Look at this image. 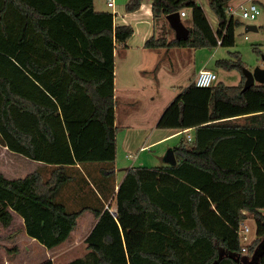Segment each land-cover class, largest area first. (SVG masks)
Instances as JSON below:
<instances>
[{
    "label": "trees",
    "instance_id": "obj_1",
    "mask_svg": "<svg viewBox=\"0 0 264 264\" xmlns=\"http://www.w3.org/2000/svg\"><path fill=\"white\" fill-rule=\"evenodd\" d=\"M143 1L130 0L125 11ZM149 1L155 25L185 11L190 26L187 39L153 35L144 48L235 46L243 23L227 13L232 0H208L216 30L197 0ZM133 32L95 11L93 0H0V130L23 157L50 167L47 178L0 172V223L7 227L14 211L26 235L52 249L92 212L87 252L65 264H264V84L243 90L238 52L215 61L240 73L236 85L197 87L192 76L158 118V129L192 131L172 146L176 164L132 166L117 188L109 183L117 149L113 50ZM17 73L36 93L16 87ZM84 163H97L104 176L92 182L100 205L68 210L57 196L76 180L72 166ZM111 196L115 215L104 207ZM249 216L255 237L242 245L237 231Z\"/></svg>",
    "mask_w": 264,
    "mask_h": 264
},
{
    "label": "rangeland",
    "instance_id": "obj_2",
    "mask_svg": "<svg viewBox=\"0 0 264 264\" xmlns=\"http://www.w3.org/2000/svg\"><path fill=\"white\" fill-rule=\"evenodd\" d=\"M106 1L107 0H93L95 10L101 12L108 11L114 14H116L117 12V22H122L123 20H130L133 29H135L136 31V39H138L140 31H142L143 29H150L153 31L152 24L148 20H143L142 22L136 21L132 20L131 16L126 17L128 19H126L125 17V19L120 18L122 17L121 15H123L122 13H127L125 11V5L129 2V0H113V8L107 7ZM201 2L204 4L205 11L212 25L214 26L216 24V20L213 12L210 10L206 0H201ZM262 3L264 4V0H262ZM260 8V15L253 21L243 20L239 18L243 24L237 27L235 30L234 47L226 48L219 46L211 49L202 48L197 50V55L199 56L198 58L202 56H207V52L204 51H209L210 53L211 51L214 52L213 57H209L210 59L205 58V60L208 59L206 68L216 73V82L222 81L227 85H236L240 80V73L237 70L227 71L215 67L216 60L230 58L228 53L229 51L239 53L240 60L245 65L244 69L253 71L256 67L262 66V55L264 54V10L261 6ZM235 17L238 18V16ZM160 23V21L156 22V29L160 28ZM183 24L186 27L190 26V18L187 17L183 19ZM247 24L256 25L258 30L246 32L245 25ZM164 35L165 31L163 32V36ZM245 35L247 36V39H245ZM168 37H170V35H168ZM253 47H256L259 53L255 52L253 50ZM183 51H185L186 53L184 54V52H182L183 55L180 56H177V52L172 53L171 56L175 55L176 53V56H174L175 61L172 60V62H170L167 59L159 61L158 59L154 63L155 65L159 64L160 66L159 75L157 77L159 82H155V86L153 85L152 87L154 93L147 92L144 93V97H142L141 95V98L140 96H138V99H134V101H126V103H128L126 106L125 104H123L122 106V101L120 98H118V126L116 129V137L118 142V146L116 149V165L118 170L116 171V175L108 179L111 185L113 182L119 183L121 181L124 172L126 171V168H129V166H143L148 168L161 166V164H163L162 159L165 152L169 148H172V146H175L176 143L182 137L178 135L170 136L167 139L154 143L152 146H149L148 148L144 149V151L135 150L132 151L131 154L125 153L124 148L122 146L126 130L124 128L128 125L129 127H131V131L132 133H134V135H136L135 131L139 130V136H136L140 137V139H142L143 141H146L147 137H150V141L153 142L157 139L159 134L161 135L164 133L156 132L160 131L158 130V128H156L155 124L159 116L158 114L164 104L170 102V100L174 98L180 88H184L189 84L190 76L193 72L192 67L188 64V60L186 59L189 57L187 53L190 50ZM151 53V59H148V62L146 64H151L152 66L153 56L157 54H155L156 52H154V50L151 51ZM133 62L138 61L134 60ZM3 63L6 62L3 61ZM135 64L136 63H133L132 65ZM170 66H172V68ZM131 69L134 70L135 67H132ZM151 71L152 68H150V70L148 69V73H150ZM124 72L122 73L123 77H125ZM22 77L23 75L21 76L18 73L16 74L14 81L16 87L21 86L24 92L30 91L32 93H36L37 90H35V87L28 80H24V77ZM129 79V77L124 78V81ZM170 84L175 85L174 89L169 87ZM141 124L144 126L143 129L146 128V131H140V129H138L142 127ZM35 129L33 130L34 132ZM48 152L50 153L53 162L51 165H54L56 162V155L52 154L51 151ZM45 155L50 156L49 154ZM44 163V161L38 162L23 157L20 153H18L16 146L12 144L11 141H9V139L4 136V134L0 130V172H2L7 178L12 179L17 177H23L27 173L36 170H39L43 174L44 178H47L50 167L45 166ZM91 179L92 180H90V182L93 185L92 182L95 183V180H93V178ZM67 186L68 185H66L60 192V194L57 196V200L63 202L67 206L68 210H77L85 206L84 202L92 206L100 205L97 200H95V196L92 191H90L89 186L86 185V193L83 194V198L86 199L89 197L90 201L88 199L87 201H85V199L83 200L78 197L73 200L74 193L71 188H68ZM62 193L65 197V201L68 204L70 203L71 205H68L61 199ZM104 207L109 208L110 211H114L116 209L115 197L112 196V198L105 203ZM93 219L94 218L92 212L89 211L84 213L77 220V227L71 232V237L69 238V240L52 249L44 247L38 241L29 236L26 237L23 234V228L18 220V217L13 220L10 226L4 227L0 223V259H2L3 261L5 260L6 264H65L76 258H80L84 256V254L87 252L84 240L91 228ZM242 225L246 226L249 229L248 237L252 241L255 237V223L253 218L249 216L245 221L242 222Z\"/></svg>",
    "mask_w": 264,
    "mask_h": 264
},
{
    "label": "crops",
    "instance_id": "obj_3",
    "mask_svg": "<svg viewBox=\"0 0 264 264\" xmlns=\"http://www.w3.org/2000/svg\"><path fill=\"white\" fill-rule=\"evenodd\" d=\"M108 1V0H107ZM107 1H106V5H107ZM130 1V0H129ZM198 3L200 4V6L202 7V9L204 10V13L207 17V20L209 22V24L211 25V27L213 28V30H216L217 28V19L215 17L216 20V24L213 26L206 11L204 8V4L201 2V0H197ZM207 4H208V0ZM251 1H256V0H232L230 2V5L232 6H236L240 3H248ZM260 1L262 3V0H257ZM108 7V6H107ZM95 9V8H94ZM96 11V10H95ZM97 12H101L98 11ZM103 12V11H102ZM187 15L185 17H181V21L183 23V19L189 17L188 12H186ZM123 15H121L122 17H120L121 19H125L128 16H131L132 20H136V21H143V20H148L150 21V23L152 24L153 27V31L152 30H142L140 31V35L138 36V39H136V31L135 29H133V35L132 37L125 43V44H121V45H116L114 47L113 50V57H114V70H113V74H114V79H113V94H114V102H115V107H114V126L117 128L118 126V119H117V110H118V98L121 99L122 101V106L123 104H125V106L128 104L126 103V101H134V99H138V96L141 95L142 97L145 96L144 93H154L153 90V85L155 86V82H159V80L157 79L158 75H159V70H160V66L159 64H154L158 59L160 60H164L167 59L170 62L175 61V55L171 56L173 52H177V56L183 55L182 52H184V54L186 53L183 50H190L187 54H188V58H186L188 60V64L192 67L193 72L191 73L190 78L193 76L195 77L196 74L198 73V71L200 70H210L206 68L207 65V60L210 59L211 57H213L214 52L211 51V53L209 51H204L207 52V56H202L200 58H198L199 56L197 55V50L194 49H184V48H170V49H166V48H160L157 50H154V52H156L155 56H153V63L152 66L147 65L146 63L148 62V59H151V51L153 50H148L146 48H144L145 42L152 37L153 35L155 36H163V32L165 31V33L167 35H170L169 39L171 38H175L174 36V32L173 30L170 28L169 24L167 21H164L163 19L159 20L160 23V28L156 29V25L154 23V20L152 18V14H151V4L149 0H144L140 6V8L138 10H136L135 12L132 13H122ZM127 15V16H126ZM117 12L116 14L113 16V24L114 25H129L132 27V24L130 22V20H123L122 22H117ZM125 17V18H124ZM190 18V17H189ZM128 19V18H126ZM133 28V27H132ZM155 28V29H154ZM258 29V28H257ZM246 31V29H245ZM245 39H247V36L245 35ZM192 50V51H191ZM192 52V53H191ZM210 57V58H209ZM205 58H208L207 60H205ZM177 59V57H176ZM134 60L138 61V62H133ZM204 61V62H203ZM133 63H136L135 65H132ZM132 65V66H131ZM155 65V67H154ZM125 66V67H124ZM132 67H135V69H131ZM172 68V66H170ZM150 68H152V71L150 73H148V69L150 70ZM125 77H123V72ZM171 71V70H170ZM212 71V70H210ZM152 80H151V77ZM130 78L129 80H125L124 78ZM149 77V78H147ZM159 86V84H158ZM157 86V87H158ZM173 84H170L169 87L174 89ZM181 90V88H180ZM177 91V94L180 92ZM177 94L174 96V98L177 96ZM147 95V94H146ZM173 98V99H174ZM172 99V100H173ZM170 100V102L172 101ZM170 102H167V104L165 103L164 106L161 108L160 112H159V116L162 114V112L164 111V109L168 106V104ZM133 104V103H132ZM157 118V120H158ZM157 120L155 122V124L157 123ZM142 125V124H141ZM144 126L142 125L140 129V131L145 130L146 128L143 129ZM125 135H124V140L122 143V146L124 148V152L125 153H129L131 154L132 151H139V150H143L148 148L149 146H152L154 143H157L159 141H162L164 139H167L170 136H174V135H178V136H182L185 137L187 135H191L192 131L190 129L188 130H175V129H158L160 131H156V132H164L163 134H159V136L157 137V139L153 142L150 141V137H147L146 141H143L142 139H140V137L138 134V131H135L136 135H134V133H132L131 131V127L125 126ZM157 130V129H156ZM156 134V133H154ZM139 138V139H137ZM118 144L117 142V137H116V145ZM118 146V145H117ZM128 156V155H127ZM130 156V155H129ZM116 161L117 158L115 160V165H114V175H116V171L117 169V165H116ZM163 161V159H162ZM36 163V162H35ZM38 164V163H37ZM167 165L164 161L163 164H161V166ZM161 166H157V167H161ZM72 172L75 176L74 181L70 182L68 184V188H71V190L73 191V200H75L77 197L81 198V199H85L83 198V194L86 193L85 188L86 185L89 186L90 191H92V193L95 196V200H97V196H99V193L94 189L95 187L90 183L87 184L86 182H84V179H89V177L91 176L94 180L97 181H104V176L103 174H101L99 167H97V163H84V164H75L74 166H72ZM130 167V166H129ZM132 167V166H131ZM128 168H126L127 170ZM126 172V171H125ZM124 172V175H125ZM123 175V176H124ZM77 181H83L81 185L77 184ZM89 181V180H88ZM116 188L118 183H116ZM74 186V187H73ZM73 187V188H72ZM101 187V186H100ZM63 190V189H62ZM64 193V191H63ZM63 193L61 194V199L65 201V197L63 196ZM60 194V193H59ZM63 197V198H62ZM112 198V196H111ZM109 198V200L111 199ZM87 199L90 201L89 197L85 199V201H87ZM98 202V201H97ZM67 203V202H66ZM68 204V203H67ZM85 205H89L88 203L84 202ZM68 205H71L70 203ZM89 212V211H87ZM86 213V212H85ZM12 214V222L15 218L18 217L19 222L21 223V226L23 228V234L27 237L25 231H24V223H23V219L16 214L14 211H11ZM94 218V217H93ZM12 222L8 225L10 226L12 224ZM95 223V219H93V222L91 224V228L93 226V224ZM1 225V224H0ZM90 228V229H91ZM90 231V230H89ZM0 264H6L5 260L3 261L2 259H0Z\"/></svg>",
    "mask_w": 264,
    "mask_h": 264
},
{
    "label": "built area",
    "instance_id": "obj_4",
    "mask_svg": "<svg viewBox=\"0 0 264 264\" xmlns=\"http://www.w3.org/2000/svg\"><path fill=\"white\" fill-rule=\"evenodd\" d=\"M107 6L113 8L114 7V1L108 0ZM227 13L230 16H238V18L248 21L255 20L261 13V8L254 3L253 1L248 3H240L236 6L229 5L227 9ZM113 16L115 15L112 13ZM180 17H185L187 13L185 11H181ZM217 79V75L215 72L210 70H200L196 74L194 78V83L197 87H208L211 84H213ZM187 140H191V135L186 136ZM248 231L249 229L246 226H243L242 224L238 228V234L240 236V242L242 245H247L251 242V240L248 237Z\"/></svg>",
    "mask_w": 264,
    "mask_h": 264
},
{
    "label": "water",
    "instance_id": "obj_5",
    "mask_svg": "<svg viewBox=\"0 0 264 264\" xmlns=\"http://www.w3.org/2000/svg\"><path fill=\"white\" fill-rule=\"evenodd\" d=\"M165 19L173 30L175 39L180 40L188 38L189 29L182 23L179 13L168 14ZM245 29L246 32L258 30L257 26L254 24L245 25ZM243 74L245 76L243 90L253 86L255 83L264 84V54L262 55V66L256 67L253 71L243 69ZM163 161L170 166L176 164V158L172 148H169L165 152ZM112 214L115 215V212L112 211ZM262 248H264V244L262 245Z\"/></svg>",
    "mask_w": 264,
    "mask_h": 264
}]
</instances>
